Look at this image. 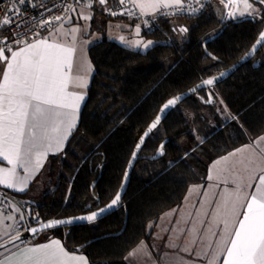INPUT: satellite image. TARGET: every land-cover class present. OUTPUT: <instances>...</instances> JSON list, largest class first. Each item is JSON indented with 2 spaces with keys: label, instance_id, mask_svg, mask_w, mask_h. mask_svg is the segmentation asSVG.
Masks as SVG:
<instances>
[{
  "label": "trees",
  "instance_id": "obj_1",
  "mask_svg": "<svg viewBox=\"0 0 264 264\" xmlns=\"http://www.w3.org/2000/svg\"><path fill=\"white\" fill-rule=\"evenodd\" d=\"M252 3L263 9L253 20L225 23L224 13L213 6L194 21L161 22L156 31H143L162 42L146 52L107 39L94 44L89 50L94 75L80 126L65 151L49 159L48 190L32 203L33 210L51 221L109 204L141 134L163 104L229 69L252 48L264 29V6ZM179 22L188 24L185 41L175 39ZM255 62L261 66L255 68ZM199 94L208 97L206 90ZM212 94V105L197 95L187 99L152 134L130 188L113 212L91 224L46 231L32 242L58 238L70 252L86 255L90 264H126L125 257L150 240L151 225L181 207L192 186L207 183L214 160L264 135V47ZM166 140L165 154L153 159Z\"/></svg>",
  "mask_w": 264,
  "mask_h": 264
},
{
  "label": "snow or ice",
  "instance_id": "obj_2",
  "mask_svg": "<svg viewBox=\"0 0 264 264\" xmlns=\"http://www.w3.org/2000/svg\"><path fill=\"white\" fill-rule=\"evenodd\" d=\"M31 2L35 3V0ZM106 2L107 0H98L100 5H105ZM195 2L200 4L201 0H195ZM240 2L245 11L239 12V16L243 17L245 12L252 15V12L248 11L253 7L250 0H240ZM258 2L264 4V0H258ZM26 3H29V0H12L11 6L4 11L0 30L4 27L11 28L13 24L17 29L24 26L23 21H16V17L22 11L16 5L23 6ZM119 3L124 4L125 0H119ZM132 3L139 8L143 16L152 14L154 10L158 11L161 8L172 6L183 8L184 6L183 0H139V2L132 0ZM224 6L226 9H231L234 6L238 7V3L237 0H230ZM2 7L3 4H0V8ZM188 7L191 8L189 15L196 14L197 9L192 7L191 0H189ZM112 14L115 15V13ZM227 16L236 18L231 10L227 12ZM82 18L91 19L87 15ZM56 19L62 20L63 18L58 16ZM148 23L145 21V25ZM176 30L173 29V31ZM78 31L79 29L72 28L66 35ZM179 32L187 33L188 28L181 27ZM135 33L137 37L140 36L141 27L139 25L136 26ZM119 39L121 42L125 40L123 36ZM141 45L144 49H148L153 46V41L149 40L145 43L137 39L130 46L140 47ZM262 45H264V32L260 33L252 50L246 53L245 60L253 57ZM204 46H207V41ZM6 50L10 52V58L5 55ZM72 57L73 48L51 40L50 37L28 43L19 50H13L6 41L5 45L0 47V62L6 65L2 80H0V162L6 161L11 166L10 168L0 167V186L13 191H24L31 173L42 168L43 161L48 154L61 151L75 129L81 102L85 97L82 92L72 89H84L87 83L84 77L71 75ZM211 58L217 59L215 56ZM226 75L227 73H220L219 77L203 80L202 84L197 85L192 91L198 92L206 86L210 88ZM181 100L182 97L176 96L163 104L159 110L160 114L156 116L137 143L136 151L132 153L133 161L145 138L160 125L166 111L175 107ZM204 102H212L211 91ZM260 139L264 140V136ZM165 143L166 141L159 145L158 156L165 154ZM241 151L243 149H236L230 155ZM227 161L228 157L225 156L216 163L226 164ZM18 170H22L23 175ZM224 171L225 169L221 168L215 177L225 184V188L215 205L213 221L217 226L222 223L223 227L220 244L210 264H264V168L261 169L258 183L250 194L246 189H251L252 183H243L238 178L231 180L235 188H228L229 180L222 175ZM127 175L126 172L125 179ZM208 179L212 180L214 177L210 175ZM256 179L255 176L249 177V181ZM121 199L122 194L117 192L106 207L90 210V214L75 219L89 224L94 223L109 209L120 206ZM26 212L30 215L29 209L19 206L10 207L7 210L0 207V216H6L9 222L17 221V233L21 226L25 231L35 235L43 228L51 229L74 222L72 219L54 220L45 222L42 229H37L28 223ZM32 218L39 223L38 218ZM19 239L17 235L16 240L11 242L13 247ZM0 248H7V245H0ZM220 256H223L222 262ZM0 264H87V261L83 256L70 255L59 241L53 240L44 245L25 248L22 259L19 261L0 259Z\"/></svg>",
  "mask_w": 264,
  "mask_h": 264
},
{
  "label": "crops",
  "instance_id": "obj_3",
  "mask_svg": "<svg viewBox=\"0 0 264 264\" xmlns=\"http://www.w3.org/2000/svg\"><path fill=\"white\" fill-rule=\"evenodd\" d=\"M185 1L186 0H183V3ZM161 9L158 11L154 10L152 14L147 16L155 15ZM137 10L139 11V8H137ZM84 15L91 17V19H83L82 17ZM83 22L86 24V27H83ZM63 24L68 30L72 28H82V31L72 33L71 35H66L69 31H56L54 33H52V31L51 33L48 32L45 34L43 38L50 37L51 40H55L73 48V66L71 75H73V77H84L86 79L87 87L84 89L72 90L82 92L85 99L81 102L77 117V125L68 137V140L65 142L63 149L47 155L43 161L42 168L32 172L29 176V183L25 187V190L22 192L13 191L0 186L1 190L10 192L13 195H27L26 200L30 203L38 201L47 193V182L49 180V159L53 156L60 155L65 151L71 137L80 126L82 110L87 102L88 91L94 75V66L89 55L90 48L94 44L107 39L115 41L130 50L138 51L135 50L138 48L131 47L130 45L133 41L140 39V36L143 33L142 26L138 22L133 23L125 20L108 19L100 12L96 11L93 7L84 4L73 5L61 23V25ZM137 25L141 27L139 37H137L135 33ZM177 25V34L179 33V28L187 27L183 22H179ZM59 27H57V29ZM111 29L116 30L112 31V36H110ZM121 36L125 38L124 42L120 41L119 38ZM28 43L23 44L22 47L26 46ZM142 47L143 46L141 45L140 48ZM5 55L10 58V52L6 51ZM5 67V63L0 62V80H2V74ZM260 137L248 144L241 143L237 149H243V151L236 152L235 155H230L235 152V150L232 152H226L214 160L207 173V183L192 186L186 196L184 204L181 207L164 213L160 219L153 224L150 240L144 241L138 245L131 252V255L127 256L128 259L125 260V263L210 264L213 256L216 254L217 246L220 244L221 229L223 227L222 223L217 226L213 221L215 205L220 200L222 191L225 188V184L222 181L215 179V177L217 172L221 168H224L225 171L222 175L227 177L229 180L227 187L234 189L235 185L231 183V180L233 178H238L243 183H252V188L246 189V191L250 194L258 183V177L261 174V169L264 168V140H261ZM249 145L250 147H248ZM225 156L228 157L226 164L216 163ZM249 161H251V163H249ZM0 167L10 168L11 166L8 165L6 161H2L0 162ZM18 171L21 175H23L22 170ZM210 175L213 176L214 179L209 180L208 177ZM250 176H255L257 179L249 181ZM34 197H36V200ZM241 211L243 212V210ZM16 225L17 221L9 222L6 216H0V244L17 236ZM181 225H184V229H180ZM162 226L166 227L167 236L165 237H162L159 234V229ZM53 240L59 241L61 246L64 247L70 255L83 256L86 259L87 264H90L86 255L70 252L65 247L64 243L58 238H50L38 243L30 241L17 243L15 247L11 246L0 252V259L19 261L22 259V254L24 253L25 248L44 245ZM220 261H223V256H220Z\"/></svg>",
  "mask_w": 264,
  "mask_h": 264
},
{
  "label": "built area",
  "instance_id": "obj_4",
  "mask_svg": "<svg viewBox=\"0 0 264 264\" xmlns=\"http://www.w3.org/2000/svg\"><path fill=\"white\" fill-rule=\"evenodd\" d=\"M229 2L230 0H223V2L222 0H201V3L197 4L195 0H191L192 7H195L197 12L194 15H189L191 8L188 7L189 0H186L183 3V8L178 6L162 8L155 15L145 17L139 13L131 0H125L124 4H120L119 0H107L105 5H100L98 0H35V3L29 0V3L23 6L16 5L17 8L22 9L21 14L16 17V21H23L24 26L17 29L16 25L13 24L11 28L4 27L0 30V47H3L6 41L13 50H17L25 43L43 38L45 34L54 30L63 22L71 7L75 4L91 5L96 11L109 19L125 20L133 23L138 22L141 24L145 33H152L157 30L161 22L194 21L202 18L211 7L216 5L224 8V22L229 23L234 19L228 17L227 12L230 10L234 12L235 9V6L231 9L225 8L224 5ZM11 3L12 0H7V2L0 0V4H3V7L0 8V25H2L4 11L11 6ZM112 13H115V15ZM58 16L63 19L57 20L56 17ZM145 21L149 23L145 25ZM14 206L30 210V215L27 212L26 215L28 217V223L33 227H38L47 222L41 214L33 210L32 203L0 189V207L7 210ZM32 217L38 218L39 223ZM25 233L28 232L21 226L17 235ZM33 239L29 237L28 241L32 242Z\"/></svg>",
  "mask_w": 264,
  "mask_h": 264
},
{
  "label": "water",
  "instance_id": "obj_5",
  "mask_svg": "<svg viewBox=\"0 0 264 264\" xmlns=\"http://www.w3.org/2000/svg\"><path fill=\"white\" fill-rule=\"evenodd\" d=\"M253 1L259 3L258 0H253ZM262 5L264 6V4H262ZM247 20H253V17L242 18V19L238 20V22H243V21H247ZM222 32H223V31H222ZM222 32L219 33L218 35H216V36H214V37L208 39V40H207V43H208V42H211V41H213V40H216L219 36H221ZM262 32H264V29L262 30ZM262 32H261V33H262ZM258 38H259V37H258ZM257 40H258V39H257ZM257 40H256V41H257ZM255 43H256V42H255ZM255 43H254V45H255ZM204 45H205V44H204ZM254 45H253V46H254ZM253 46H252V48H253ZM263 47H264V45L260 46L259 49H258V51L254 54L253 57H250V58H248L247 60H245V55H246V54H245V55H244V56H243V57H242V58H241L236 64H234L233 66H231L229 69H227V70L221 72V73H227V75H226L225 77H223V78H220V79H219V82L216 83V84H214L213 86H210V88H209L208 86H206V87L202 88L201 90H199L198 92H193L192 90H193L194 88H196L197 85L202 84L203 81H201L199 84H197L196 86H194V87L191 88L190 90H188V91H186V92H184V93H181V94L177 95V96L182 97V100H181L180 102H178L177 105H176L175 107H173V108H171V109H169V110L166 111V113L164 114V116H163V118H162V121H161L160 125L158 126V128H159V127L162 125V123H163V122L169 117V115H170L173 111H175V110L178 108V106H180L184 101H186L187 99L193 97L194 95H197V96H198V97L204 102L205 98L202 97V96L199 94L202 90H206V91H207V96H208L209 91H211V93H212L213 89H214L216 86H218V85H220L221 83L225 82L227 79H229L231 76H233V75H234V74H235V73H236L241 67H243V66L246 65L247 63H250V62L254 61L255 58H256V56H257V54L263 49ZM252 48H251L249 51H251ZM249 51H248V52H249ZM207 53L209 54L208 51H207ZM242 61H243V63H242ZM253 66H254L255 68H259V67L261 66V63H260V62H255ZM219 76H220V73L217 74V75H215V76L209 77V78L219 77ZM207 79H208V78H207ZM204 80H206V79H204ZM174 97H176V96H174ZM174 97H173V98H174ZM214 100H215V99H214L213 94H212V102H211V103H206V104H208V105H212V104L214 103ZM204 103H205V102H204ZM159 114H160V112L158 113V115H159ZM155 118H156V117H155ZM154 120H155V119H154ZM154 120H153V121H154ZM153 121H152V122H153ZM152 122H151V123H152ZM151 123H150V124H151ZM149 126H150V125H149ZM149 126H148V127L144 130V132L141 134V136H140L138 142L140 141L142 135L147 131V129L149 128ZM158 128H157V129H158ZM157 129H156V130H157ZM156 130H153V132H152L148 137L145 138L143 145L141 146V148H140L139 151L137 152V156H136L135 161H133V160H132V157H131V160H130V162H129L128 166H127V169H126V172L128 173L127 178L125 179V175H124L123 183H122V186L120 187V190H119V192L122 194L121 202H122L123 198L125 197L126 193L128 192L129 188H130L131 181H132V175H133L134 169H135V167H136V165H137V163H138V160H139V158H140V155H141V153H142L144 147L146 146V144H147L149 138L152 136V134H153ZM167 142H168V141L166 140V143H167ZM166 143H165V145H166ZM134 151H136V148H135ZM158 157H160V156L157 155L155 158H158ZM126 172H125V173H126ZM107 205H108V204H107ZM107 205H105L104 207H106ZM101 208H102V207H101ZM116 208H117V207H114V208H112V209H109L107 212H105L104 214H102V215L99 217V219H101V218H103V217L109 215V214H110L111 212H113ZM87 214H90V212H89V213H86V214H83V215H87ZM80 216H82V215H79V216H76V217H70V218L60 219V220L72 219L74 222H73L72 224H62V225H60L59 227H69V226H74V225L86 224V222H81V221H78V220L75 219V218L80 217ZM99 219H98V220H99ZM51 221H54V220H51ZM51 221H47V222H51ZM55 221H59V220H55ZM126 223H127V220H126ZM43 225H44V224H42V225H40V226H38V227H36V228H37V229H42V228H43ZM59 227H55V228H59ZM55 228H51V229L43 228V230H41V231H37L35 235H32V234L29 233V232H28V233H25V234H20V235H18V236L20 237V239H19L18 241H16V244H17V243H20V242H23V241H28L29 237L34 238V237L38 236L39 234H41V233H43V232H46V231H49V230H52V229H55ZM125 228H126V227H124V229H123L120 233L116 234L115 236H119V235H121V234L125 231ZM14 240H16V237H14V238H12V239H10V240H8V241H6V242H4V243H2V244H0V245H7V248H9V247L12 246V243H11V242L14 241ZM7 248H0V252H2L3 250H5V249H7Z\"/></svg>",
  "mask_w": 264,
  "mask_h": 264
},
{
  "label": "rangeland",
  "instance_id": "obj_6",
  "mask_svg": "<svg viewBox=\"0 0 264 264\" xmlns=\"http://www.w3.org/2000/svg\"><path fill=\"white\" fill-rule=\"evenodd\" d=\"M250 2L252 3L253 1L250 0ZM237 3H238V7L235 6V9H234V14L236 15V18H246V17H259L262 13H263V9L257 5H254V3H252L253 7L252 9L248 10V11H251L252 12V15H248L247 12H245V15L243 17L239 16V12L241 11H245V9L243 8V4L242 2H240V0H237ZM90 7H92L91 5H89ZM216 8L221 12V13H224V9L222 6L220 5H216ZM61 25V24H60ZM59 25V26H60ZM188 24L186 23L185 26H187ZM58 26V27H59ZM83 27H86V24L83 22ZM188 27V26H187ZM79 29V31H82V28H77ZM53 31V32H52ZM50 31L49 33H54L56 31H70L68 29H66V27L63 25H61L58 29L55 28L54 30ZM110 36H112V31H116V30H110ZM115 36V35H113ZM175 39L179 40V41H185L187 39V33H178L176 34V37ZM140 40H142L143 42H147L149 40L153 41V46L157 45V44H160L162 43L161 41H158L156 39H153V38H149L148 36L144 35L143 33L141 34L140 36ZM153 46H150L148 49H144L143 47L140 48V47H134V48H138V49H135V50H138V51H141V52H146L147 50H149L150 48H152ZM140 48V49H139ZM225 116V119L228 120V117H227V114H224ZM214 141L216 142V145L217 147L222 151L224 149L223 145L220 144V142L218 141L217 137H213ZM209 171V169H208ZM207 171V173H208ZM207 177V175H206ZM191 196V195H190ZM193 197V196H192ZM34 199L36 200V197H34ZM36 202V201H35ZM153 225H151V228H152ZM180 229H184V225H181V228ZM159 234L162 236V237H165L167 236V233H166V227H160L159 229ZM44 233V232H43ZM42 234V233H41ZM40 235V234H39ZM38 235V236H39ZM24 242V241H23Z\"/></svg>",
  "mask_w": 264,
  "mask_h": 264
}]
</instances>
